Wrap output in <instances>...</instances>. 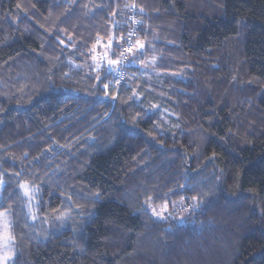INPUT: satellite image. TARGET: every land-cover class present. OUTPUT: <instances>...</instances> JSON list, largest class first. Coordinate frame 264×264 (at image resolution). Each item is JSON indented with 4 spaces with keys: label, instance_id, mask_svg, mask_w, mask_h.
<instances>
[{
    "label": "trees",
    "instance_id": "obj_1",
    "mask_svg": "<svg viewBox=\"0 0 264 264\" xmlns=\"http://www.w3.org/2000/svg\"><path fill=\"white\" fill-rule=\"evenodd\" d=\"M130 34L117 93L72 69ZM0 184L10 264H264V0H0ZM182 198L183 223L148 213Z\"/></svg>",
    "mask_w": 264,
    "mask_h": 264
},
{
    "label": "rangeland",
    "instance_id": "obj_2",
    "mask_svg": "<svg viewBox=\"0 0 264 264\" xmlns=\"http://www.w3.org/2000/svg\"><path fill=\"white\" fill-rule=\"evenodd\" d=\"M132 11L129 13L127 21L135 23V19L137 17H135L133 20V18L130 16L134 13ZM135 41L136 38L133 34L128 35L126 41H124L120 47V50L117 51V58L113 56L114 51L112 49L111 43L101 45L98 50L95 51L92 61L86 62L85 64L82 61L79 64L73 65L72 69L80 71L83 74H87V72L92 69L91 67L94 64L96 67H99L101 64L107 66V69L111 71L113 75L109 76L108 83L102 85L100 89L101 91H105L107 88H111L110 85L113 84V91L117 93L119 91V87L125 82L127 78L125 67L134 51ZM145 57L146 58L138 63V66L141 70L140 88L145 89L146 87L150 86L158 87L163 82L162 73L156 70L159 64V55L154 52H149L145 55ZM110 61H116V63H110ZM95 74H98L97 71H95ZM158 94L159 93H155V95ZM114 100L115 99L113 97L112 105ZM158 106V104L154 105L153 109H150V112L157 118V128L159 132L162 134H167L177 130L178 125L176 123V118L170 115L166 110L158 108ZM2 186L3 185L0 184V190ZM20 189L27 199L28 213L33 219L35 217L36 211L37 192L35 189H32L27 185H21ZM198 205L199 203L196 201H186L184 198L175 202L168 200L156 207L153 205H148V213L153 220L161 223L166 221L172 222V220H175L178 223H183L185 219L190 218L189 215L193 216V213H196ZM188 223V225L192 226V222ZM14 254L15 250L12 238L10 236V219L6 211H0V264H10Z\"/></svg>",
    "mask_w": 264,
    "mask_h": 264
},
{
    "label": "snow or ice",
    "instance_id": "obj_3",
    "mask_svg": "<svg viewBox=\"0 0 264 264\" xmlns=\"http://www.w3.org/2000/svg\"><path fill=\"white\" fill-rule=\"evenodd\" d=\"M110 63H116V61H110Z\"/></svg>",
    "mask_w": 264,
    "mask_h": 264
}]
</instances>
